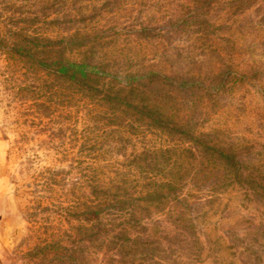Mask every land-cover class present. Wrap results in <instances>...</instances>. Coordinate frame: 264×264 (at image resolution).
<instances>
[{
  "label": "rangeland",
  "instance_id": "rangeland-1",
  "mask_svg": "<svg viewBox=\"0 0 264 264\" xmlns=\"http://www.w3.org/2000/svg\"><path fill=\"white\" fill-rule=\"evenodd\" d=\"M29 1L0 0V264H112L116 257L83 235L80 207L89 201L101 171L114 181L126 180L131 188L143 185L146 175L132 159L137 151L133 140L121 137L106 119L87 123L83 102L68 95L47 65L37 66L30 50L21 54V29L57 38L78 20L66 15L67 9L55 16L43 9L34 13L25 7ZM68 1V8L89 16L83 8L93 0ZM108 3L104 10L109 16L103 15L115 30L139 29L142 8L121 18L113 12L114 3ZM174 9H166L155 30L168 46L203 55L191 32L179 28ZM143 11L153 12L148 7ZM245 13L242 29L254 36L239 45L255 53L254 64L242 66L244 87L216 95L219 86H211L216 99L207 114L192 111L193 125L219 131L226 141H248L238 162L251 161L264 173V3ZM120 66L122 62L110 72L126 83L128 70ZM194 167L196 172L184 178L168 204L143 221L142 239L160 242L155 264H264L263 191L231 187L221 172Z\"/></svg>",
  "mask_w": 264,
  "mask_h": 264
},
{
  "label": "trees",
  "instance_id": "trees-1",
  "mask_svg": "<svg viewBox=\"0 0 264 264\" xmlns=\"http://www.w3.org/2000/svg\"><path fill=\"white\" fill-rule=\"evenodd\" d=\"M67 1L30 0L24 5L34 13L43 9L52 16L67 9L66 15L78 20L72 31L57 38L43 33L31 36L21 29L17 36L21 54L30 50L37 66L47 65L49 75L63 83L68 95L83 102L87 123L106 119L121 137L134 141L137 151L131 158L145 172L143 185L131 188L126 180L114 181L99 172L89 201L80 207L82 231L116 257L112 264H155L160 242L142 239L143 221L179 192L184 178L196 172L193 164L209 173L221 172L231 187L264 193L259 166L238 162L249 142L226 141L219 131L196 127L192 113L195 109L207 114L218 92L244 87L247 72L242 66L254 64L255 52L239 45L254 36L241 24L246 9L264 0H148L154 1L153 6L145 0H93L83 8L87 18L83 11L68 8ZM108 2L114 3L113 12L121 18L142 8L139 29L115 30L104 10ZM174 5L179 28L191 32L203 55L180 45L168 46L155 30L166 9ZM145 7L153 12L143 11ZM218 8L228 11L220 14ZM121 62L120 67L128 70L126 83L110 72L118 70ZM211 86H219L216 95L209 92ZM149 168L158 173H149Z\"/></svg>",
  "mask_w": 264,
  "mask_h": 264
}]
</instances>
